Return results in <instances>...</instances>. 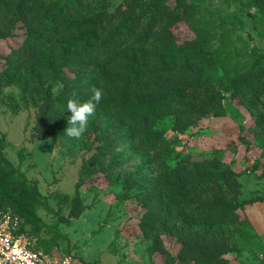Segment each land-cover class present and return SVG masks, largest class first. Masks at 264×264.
I'll list each match as a JSON object with an SVG mask.
<instances>
[{"label": "trees", "instance_id": "trees-1", "mask_svg": "<svg viewBox=\"0 0 264 264\" xmlns=\"http://www.w3.org/2000/svg\"><path fill=\"white\" fill-rule=\"evenodd\" d=\"M6 1L9 5H0V38L18 22L27 37L5 58L0 104L13 113L36 107L35 138L55 133L75 144L65 135L71 115L67 101L85 102L97 88L102 98L95 114L109 117V123L98 136L105 145L80 169L75 196L57 195L56 209L36 182L4 156L6 140L0 135V209L20 217L35 249L50 254L40 239L47 224L37 211L53 216L58 233L59 224L77 219L83 212L80 187L105 155L112 159L102 171L113 169L126 139L152 156L151 176L127 177L123 184L124 199L132 198L144 210L139 225L148 254L160 253L165 264H231L225 256L242 253L236 239L253 238L241 215L247 206L264 202V196L241 200L242 172L217 156L192 164L190 155L180 153L169 164L170 143L151 131L167 118L173 119V132L183 133L210 115L222 117L228 97L239 100L252 120L251 127L240 129L260 142L264 159V53L254 48L244 62L233 59L224 42L213 49L216 35L202 28L178 43L172 28L181 22L192 25L198 0ZM251 2L264 19V0ZM6 88L18 89L19 100L4 95ZM94 127L89 119L82 136ZM164 236L179 245L175 255L165 250Z\"/></svg>", "mask_w": 264, "mask_h": 264}, {"label": "rangeland", "instance_id": "rangeland-1", "mask_svg": "<svg viewBox=\"0 0 264 264\" xmlns=\"http://www.w3.org/2000/svg\"><path fill=\"white\" fill-rule=\"evenodd\" d=\"M251 1L198 0L192 25L181 22L172 32L177 42L183 43L195 37L194 28L210 31L216 35L211 43L213 49L217 50L224 42L225 53L244 62L254 48L264 53V19ZM169 4L174 6L173 1ZM0 5L7 6L9 2L0 0ZM3 25L10 27L8 22ZM10 32L8 37L0 38V71L6 67V56L27 37L22 22L16 23ZM3 94L14 95L17 101L20 98L16 88H6ZM36 114L37 108L33 106L13 113L0 104V135L6 140L3 154L29 180L36 182L41 195L56 209L54 198L75 196L83 163L93 157L97 148L105 145L98 136L102 127L109 123V117L97 114L89 117L95 125L94 131L76 139L75 144H68L66 138L55 133L35 138ZM252 125L239 100L227 97L226 113L222 117L210 115L183 133L173 132V119L167 118L158 122L151 134H163L170 143L169 164H174L173 157L180 153L190 155L192 164L217 156L234 171H241L240 199L244 201L264 196V159L260 142L244 130ZM131 145L124 139L123 147L117 149V163L112 170L102 171L112 159L110 155L103 157L100 166L79 189L82 214L68 225L59 224V233L53 228V216L42 209L37 211L47 224L40 239L51 255L73 254L74 264H165L163 255L147 252L148 242L139 225L144 210L132 198L124 199L127 194L123 184L127 177L140 181L143 176L152 174V156ZM67 212L64 210L63 215ZM241 216L248 220L253 238H237L242 253H230L225 258L231 264H264V202L247 206ZM163 242L168 253L178 252L179 245L173 237L164 236Z\"/></svg>", "mask_w": 264, "mask_h": 264}, {"label": "built area", "instance_id": "built-area-1", "mask_svg": "<svg viewBox=\"0 0 264 264\" xmlns=\"http://www.w3.org/2000/svg\"><path fill=\"white\" fill-rule=\"evenodd\" d=\"M22 231V220L10 209H0V264H74L73 254L56 257L35 249Z\"/></svg>", "mask_w": 264, "mask_h": 264}, {"label": "clouds", "instance_id": "clouds-1", "mask_svg": "<svg viewBox=\"0 0 264 264\" xmlns=\"http://www.w3.org/2000/svg\"><path fill=\"white\" fill-rule=\"evenodd\" d=\"M92 92L91 99L85 102H77L75 99L67 101V110L71 113L68 118V125L70 126L65 129V135L68 137L78 140L86 132L89 117L95 115L97 104L102 98L100 89L93 88Z\"/></svg>", "mask_w": 264, "mask_h": 264}]
</instances>
